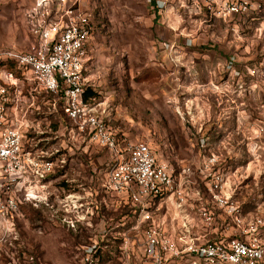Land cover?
<instances>
[{"label": "clouds", "instance_id": "clouds-1", "mask_svg": "<svg viewBox=\"0 0 264 264\" xmlns=\"http://www.w3.org/2000/svg\"><path fill=\"white\" fill-rule=\"evenodd\" d=\"M262 5L264 0H237L233 7L241 16L229 17L232 39L226 48L251 47L259 38V30L251 40L240 33L251 27L245 24L250 16L264 26ZM182 9L191 23L200 4L0 0V264H197L182 255L184 244H192L188 230L181 228L185 239L177 237L174 244L170 225L149 211L153 190L170 176L172 162L183 166L187 191L199 200L196 208L189 205L196 217L191 235L203 244L219 222L225 228L221 244L235 250L228 255L219 246H197L209 254L207 264L213 253L221 255L220 264H249L242 259L243 244L226 243L246 227L252 245L247 254L264 264V240L254 239L255 228L244 220L235 228L224 223L236 221L248 197L258 207L257 223L264 221V142L257 155L250 125L242 120L234 127L232 119L247 110L264 124V103L245 80L264 85V49L234 55L240 71L219 57L198 56L192 50L197 41L223 44L227 29L209 36L205 27L196 37L182 29ZM245 54L259 55L260 65L243 63ZM222 72L229 73L227 82H221ZM145 80L151 84L140 83ZM22 91L31 101L23 100ZM212 124L223 139L205 143V126ZM45 135L50 140L37 148ZM47 158H55L54 164L42 163ZM213 165L219 170L213 172ZM250 173L254 182L241 186ZM209 175L216 189L204 199L197 180ZM206 208L219 215L209 219Z\"/></svg>", "mask_w": 264, "mask_h": 264}, {"label": "built area", "instance_id": "built-area-1", "mask_svg": "<svg viewBox=\"0 0 264 264\" xmlns=\"http://www.w3.org/2000/svg\"><path fill=\"white\" fill-rule=\"evenodd\" d=\"M197 3L202 4L203 6L209 8L210 11H215V15L221 19L224 20H229V17L235 18L237 16H241V13L238 12L233 5L237 2V0H208V2L211 4V7L207 6V4L204 3V0H196ZM239 2L242 3V0H239ZM220 5H223V8L221 9ZM61 95H63V93H61ZM5 107L7 108L8 105H5ZM50 127H52V124L50 125ZM54 130V129H53ZM260 131L264 132V124H262L260 126ZM27 137L29 140L33 139V134L32 133H28ZM40 141H43L44 137H40L39 138ZM39 145V144H38ZM37 145V148H39V146ZM26 151L28 155H31V151L27 150V146H26ZM57 155H63V153H58ZM209 159L211 157H208ZM55 158H47L44 159L42 161V163H47V164H54ZM153 167H155V165H153ZM219 169L215 168V165L212 166V171L216 172ZM225 176H227L224 173ZM155 177V173L153 178ZM205 186L207 189V192L209 193L210 189L215 190L216 189V185L212 183L213 181V176L209 175L207 177H205ZM171 184V188L168 187V185ZM189 186H186L185 183H180L179 181H177L176 177L174 176L173 170L170 174L169 177H167L162 183L157 184L156 189L153 190L152 193V198L153 201L155 200H164V199H168V198H172L175 203L177 208H182L184 207L186 204H188L193 198H191V194L187 191V188ZM196 191H198L200 193V195H203V191L199 190L196 188ZM187 193V194H186ZM180 197H183L184 200L187 201V203L182 202V200L180 199ZM206 210L210 213L209 215V219H211L213 216L215 215V212H212L210 209ZM237 212L239 213V215L237 216L236 221H232V220H226L224 221L225 224H228L230 227L235 228L238 226V221L239 220H244L245 224L248 227H254L255 228V234H254V239L255 240H264V221L257 223V220L260 219V213L259 210H257L255 213H248L245 214L242 207L239 205V208L237 209ZM151 215V212H150ZM204 217L201 216V219H203ZM166 223V221H165ZM221 232L225 231L224 227H221L220 224H216ZM184 226L187 227L186 225V221L184 223ZM190 228V227H189ZM170 231V230H169ZM171 232V231H170ZM190 229H189V234H190ZM248 231H247V227L245 229V231L243 233H236L233 235H230L227 240L226 243L230 244L232 242H237V243H241L244 245L245 247V252L242 255V259L245 261H248L249 264H257L258 258L257 257H249L248 256V250L250 248H252L251 244L247 243V235H248ZM189 237V236H188ZM176 235H173V243L175 244L176 242ZM185 239V235L180 237L179 240H184ZM221 239H223V237H221L220 239L217 240H210V241H205L203 244H201L199 241H196L195 237L190 236L188 238V240H190L192 242L191 246H189L188 244H184V249L185 251L182 253V255L187 258L188 256L193 257L194 259L197 260V264H207V261L209 259V254L207 252H200L195 250L197 246L203 248V249H208V248H212V249H216L218 246L221 250V254L223 252H227L228 255H235V250L234 249H226L224 247L223 244H221ZM181 249L177 248V252H180ZM171 259L176 260L178 259L177 256H173ZM212 264H220V260H221V255H217L215 253L212 254V256L210 257Z\"/></svg>", "mask_w": 264, "mask_h": 264}, {"label": "rangeland", "instance_id": "rangeland-1", "mask_svg": "<svg viewBox=\"0 0 264 264\" xmlns=\"http://www.w3.org/2000/svg\"><path fill=\"white\" fill-rule=\"evenodd\" d=\"M192 2L193 0H188L189 7L192 6ZM8 7L10 8L11 5H9ZM200 7L201 8L199 12H193L190 14L191 23L188 22L189 13H187L183 9L181 10L184 13L183 18L185 20V25H182V29L186 32H194L196 37L201 36V33L204 31L205 27H208L209 36H211L212 34L219 35L220 30L227 29V39L224 41L223 44L220 41H213L211 39H208L205 43H200L199 41H197V43L192 46V50L195 51L198 56L203 55L213 61H215V59L219 57L222 62H232L233 67H236L237 71H240L241 70L240 66L232 61V57L234 55L239 54L240 52H244L245 48H247L248 52H255V53H259L261 49H264V26H262V23L260 20L254 19V17L252 16L248 17L247 20L245 21V24L251 25V27H245L244 31L240 33L242 40L245 37L251 40L253 35L256 34L257 30H259V38L256 39L254 43H252L251 47H249L248 43H245L243 45L233 46L229 50L224 45L227 44L232 39V32H231L230 27L223 20L218 21V20H215V18H212L208 12V9H206L204 6H200ZM262 7H264V5H262ZM197 24L199 25V30H196L195 26ZM179 43L181 44L185 43V38L183 36L180 38ZM209 53H211L212 55H209ZM242 62L247 63L249 66H253V65L259 66L261 61H260L259 55L248 56L247 54H245V58L243 59ZM261 70L264 71V68H262ZM219 77H220L221 82L223 83L225 80L227 81V79L229 78V73L228 72L219 73ZM223 79L225 80L223 81ZM245 80H246V85L248 83H251L256 86L258 93H259V102L264 103V85H261L259 83V80L255 78L246 77ZM140 83L144 85L151 84V82L148 80L140 81ZM20 96L23 97V100L25 101L28 98H30L28 94L23 91L20 93ZM236 114L234 115L235 116H253V118L255 116H258L256 113L249 112L247 110L246 111L242 110L240 113H236ZM52 126L54 128V131L57 130L59 127V125L55 123H53ZM185 127H190V125L185 124ZM43 137H44L43 141H41V144L38 145L39 148L41 147V145L45 143L46 140H50V138L47 137L46 135ZM221 139H223V135L217 136L215 138L216 143H218ZM205 142H206V138H205ZM51 143H54V141H52ZM51 143H49L47 146L50 147ZM261 144L256 143L257 155H260ZM193 145H197V144L193 143ZM184 146L187 147L186 140H184ZM177 147L179 149V145ZM44 150H46V148ZM61 153H63V151ZM260 159L261 161H264V156H260Z\"/></svg>", "mask_w": 264, "mask_h": 264}, {"label": "crops", "instance_id": "crops-1", "mask_svg": "<svg viewBox=\"0 0 264 264\" xmlns=\"http://www.w3.org/2000/svg\"><path fill=\"white\" fill-rule=\"evenodd\" d=\"M197 2V1H196ZM200 6H203L202 4H200ZM205 7V6H204ZM201 8V7H200ZM206 9H208V12L210 14V16L212 18H215V20L221 21L223 20L228 26H229V20H224L221 19L219 17H217L216 15H213V12L209 10V8L205 7ZM240 16L235 17L236 19H239ZM225 79H223L224 81ZM228 81V79H227ZM226 80L224 82H227ZM219 87V85H217ZM26 101H31V98H28ZM246 111V110H244ZM193 115H195V112H193ZM238 115V114H236ZM37 119L40 118V116L37 114ZM189 119V117H186V120ZM233 126L234 127H240L241 125V121L244 120L246 123H248L250 125V130L254 135V140L256 143L261 144L262 142H264V132L261 133L260 131V126L262 124H259V116H255L253 118V116H233ZM53 124V123H52ZM53 128V126H52ZM54 129V128H53ZM205 138H206V142L207 143V138L211 137L213 142L215 141V138L219 135H217V126L215 124H212L210 127L209 126H205ZM194 149H199L200 146L197 145H193ZM200 155L205 156L206 158L210 157L208 152L205 151L204 149H200ZM251 162H248L246 164H242V165H238V167H248L250 165ZM231 167V165H229ZM216 169L217 166H215ZM172 170L174 173V176L176 177L177 181H179L180 183L184 184V171H183V166H178L175 162H172ZM232 172L235 173L236 172V168H232ZM227 175V173H225ZM259 179L261 181H264V171L260 172V176ZM205 182L206 180H197V189L203 191V195L202 197L204 199H208V192L205 186ZM254 182V177L253 175L250 173L249 175L245 176L242 180H240V185L241 186H246L249 185L250 183ZM261 192H264V189H261ZM255 195V194H253ZM199 204V200H191L188 204H186L184 207L182 208H177L175 201L172 198H168V199H164V200H155L153 201V205L150 206V212H156L158 215H161L165 221L166 224L170 225L169 230L176 235L178 238L184 236V233L181 231V228H185L188 230L189 233V229L190 232H194L196 231V224H195V220L196 217L193 216L191 214V209L189 208V205H192V208H196V206ZM244 213L248 214V213H255L258 210V207L254 204L253 202V197H248L244 200V202L242 204H239ZM215 215L218 216L219 213L215 212ZM186 217V219H185ZM186 221V225L187 227L184 226V223ZM219 224V222H218ZM190 227V228H189ZM188 234L187 235V239L193 235ZM221 232L220 228L216 225L213 228V231L210 235L208 236H204V240L205 241H210V240H217L220 239L221 236L219 235ZM201 235H203V233H201ZM189 236V237H188ZM183 241V240H181ZM198 241V240H196ZM200 242V241H199Z\"/></svg>", "mask_w": 264, "mask_h": 264}]
</instances>
